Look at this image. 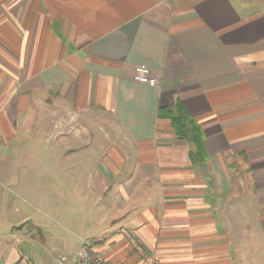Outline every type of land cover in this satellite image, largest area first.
Segmentation results:
<instances>
[{
    "label": "crops",
    "instance_id": "0c3cea01",
    "mask_svg": "<svg viewBox=\"0 0 264 264\" xmlns=\"http://www.w3.org/2000/svg\"><path fill=\"white\" fill-rule=\"evenodd\" d=\"M176 102L201 128L202 162L158 114ZM92 130L87 170L69 151ZM36 133L52 135L67 185L33 205L103 264H264V0H0V144ZM67 192L99 204L86 237L48 202ZM18 212L0 227L54 237ZM4 229L0 264H36Z\"/></svg>",
    "mask_w": 264,
    "mask_h": 264
},
{
    "label": "rangeland",
    "instance_id": "374dc122",
    "mask_svg": "<svg viewBox=\"0 0 264 264\" xmlns=\"http://www.w3.org/2000/svg\"><path fill=\"white\" fill-rule=\"evenodd\" d=\"M96 132L98 134V130ZM92 133L91 137L89 135L83 136L87 140V144L82 143L78 146V143H76L74 144L76 149L69 151L71 155H75L72 156L74 160L78 158V153L83 156L82 159L85 161V168L87 170L94 169L100 157L99 148H96L93 141L95 138L93 130ZM48 135L50 134L42 136L36 133L32 137L26 138L20 134L16 140L1 149L0 221L10 222L16 219L19 216L18 211L21 209L24 213L33 215L31 217H33L34 221L39 216L41 218L39 221L43 222L45 227L52 230L54 237L46 236L49 239H46L45 244H41L42 247H40L38 245L39 243L36 245L33 240L29 239L31 238V233L33 235L36 234L35 231H29L27 224L19 229L15 228L12 230L11 226L5 229L4 227H0V229H4V238L10 236L9 239H13L19 245L22 254L33 259L36 264H71L69 260L78 248L80 240L74 234L65 235L63 229L52 221L53 219L57 220V217L52 212H47V215L41 214L36 210L35 205H33V203L36 204L40 199L43 202L42 207L45 208L44 204L47 203L45 198L47 194L49 195L46 189L48 186L54 188L53 184L56 183L60 188L63 186L65 188L67 185L64 183V177L58 171L57 164L47 160V154L51 155L47 149L53 147L50 141L49 143L47 141V137H49V140L53 137L52 135ZM55 151H57L56 148ZM73 162L75 163L76 161ZM47 167L48 172L45 174ZM41 173L42 175H39ZM50 173H52L51 176H48ZM38 188L44 191V193H41L42 198L36 197L39 192ZM63 195L64 193L56 194L53 197V201L48 202L55 203V206L59 210L64 209V215L68 214L70 218H75L80 223H86V226L80 224L76 226L73 223L69 224L70 231L79 233L82 236L86 235L87 229L88 231L89 229H94L93 224L98 222L92 216L99 214V210L97 209L99 204L88 193L78 194L67 192ZM11 231H13V234L10 233ZM62 238L64 239L66 247H63L59 243ZM83 240L88 242V240ZM63 256L65 257L62 258Z\"/></svg>",
    "mask_w": 264,
    "mask_h": 264
},
{
    "label": "trees",
    "instance_id": "16d2710c",
    "mask_svg": "<svg viewBox=\"0 0 264 264\" xmlns=\"http://www.w3.org/2000/svg\"><path fill=\"white\" fill-rule=\"evenodd\" d=\"M158 114L168 117L171 125L180 139L192 144L190 151L193 162H202L203 155V133L200 126L185 112L180 102H176L173 108L158 109Z\"/></svg>",
    "mask_w": 264,
    "mask_h": 264
},
{
    "label": "built area",
    "instance_id": "2783aa9c",
    "mask_svg": "<svg viewBox=\"0 0 264 264\" xmlns=\"http://www.w3.org/2000/svg\"><path fill=\"white\" fill-rule=\"evenodd\" d=\"M137 81L156 84V79L149 76L144 68H137L136 74L134 77ZM2 145L0 144V151ZM17 264H33L28 260H22ZM72 264H103L102 258L98 255L91 246L84 240H81L75 256L72 259Z\"/></svg>",
    "mask_w": 264,
    "mask_h": 264
},
{
    "label": "water",
    "instance_id": "95a60500",
    "mask_svg": "<svg viewBox=\"0 0 264 264\" xmlns=\"http://www.w3.org/2000/svg\"><path fill=\"white\" fill-rule=\"evenodd\" d=\"M27 222H28L29 224L32 223L31 220H27ZM23 224H24V223H21L20 225L17 226V228H18V229L21 228V227L23 226Z\"/></svg>",
    "mask_w": 264,
    "mask_h": 264
}]
</instances>
